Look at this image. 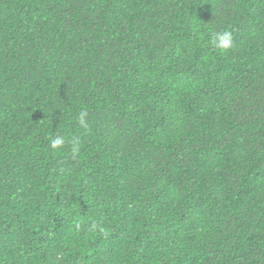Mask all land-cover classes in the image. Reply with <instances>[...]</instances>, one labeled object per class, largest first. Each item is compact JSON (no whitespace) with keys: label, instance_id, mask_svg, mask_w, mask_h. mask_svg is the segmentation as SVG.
<instances>
[{"label":"trees","instance_id":"1","mask_svg":"<svg viewBox=\"0 0 264 264\" xmlns=\"http://www.w3.org/2000/svg\"><path fill=\"white\" fill-rule=\"evenodd\" d=\"M0 264H264V0H0Z\"/></svg>","mask_w":264,"mask_h":264},{"label":"clouds","instance_id":"2","mask_svg":"<svg viewBox=\"0 0 264 264\" xmlns=\"http://www.w3.org/2000/svg\"><path fill=\"white\" fill-rule=\"evenodd\" d=\"M210 43L215 47L220 53H226L230 51L234 46V37L231 30L215 31L211 33ZM78 123L81 126H86V113L81 111L78 116ZM66 144L64 137L56 135L50 138L49 147L52 150L62 149ZM71 152L72 154H78L81 147L82 141L78 137H72L70 139Z\"/></svg>","mask_w":264,"mask_h":264}]
</instances>
